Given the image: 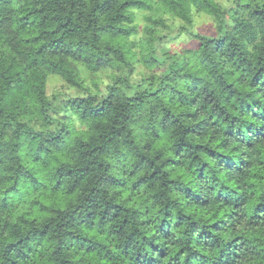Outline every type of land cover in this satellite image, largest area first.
Here are the masks:
<instances>
[{"label": "trees", "instance_id": "obj_1", "mask_svg": "<svg viewBox=\"0 0 264 264\" xmlns=\"http://www.w3.org/2000/svg\"><path fill=\"white\" fill-rule=\"evenodd\" d=\"M154 3L173 13L184 6L182 0H0V85L4 92L10 93V107L15 105L11 123L5 122V113L0 109V124L6 130L16 128L14 142L0 143V264H124L125 261L127 264H264V240L259 235L214 239L213 234L220 231L218 225L224 223L223 219L209 214L203 218H211V224L202 226L197 222L201 218L200 210L208 207V201L192 197L189 214L176 212L174 202L163 204L155 216L145 207L149 199L154 204L160 203L158 196L162 193H153V188L158 183L165 188L160 183L168 176L163 172L165 167L176 169L174 178L166 183L174 191L182 192L185 200L190 199L192 190L183 186L179 172L182 153L203 151L210 158L219 159L225 168L231 167L229 157L208 148L206 143L189 142L191 137L204 133L205 122L197 117L196 123H183L196 117V112L187 109L201 105L217 110L213 119H222L228 125L226 137H233L234 127L237 136L242 135L240 126L246 125V131L256 127L239 117L264 121V102L253 98L264 97V55L257 54L255 61L249 62L236 38L227 31L216 26L214 34H200L195 51L201 52L202 57L191 61L180 58L194 55L193 48L163 56L157 55L153 45L142 48L144 64L150 69L158 67L161 72L144 79L143 87L138 85L128 90L135 89L137 94L124 98L118 109L107 101L98 107L86 106L83 99L78 106L73 100L62 102V108L68 111L78 107L81 120L88 122L85 128L89 130L81 131L78 143H68V137L73 134L64 126L58 125L54 134L50 123L42 131L33 130L41 120H48L45 113L57 107L47 94L49 76L64 79L61 72L71 71L66 61L54 65L60 72L51 71L53 61L48 58L68 56L73 48L91 49L98 53L95 61L98 65L106 56L129 64L128 60L131 62L134 57L127 44L134 31L128 25L131 24L129 11L153 9ZM202 3L210 15L212 3L209 0ZM255 15L264 16V9ZM18 40L22 43L17 44ZM225 61H235L233 67L237 71L243 69L237 82L244 83L247 79V88L254 90L238 93L227 75L223 77L222 103L228 104L236 98L239 117L231 116L217 103L219 97L201 76L204 71L225 70ZM174 78L184 81L185 89L168 102L171 104L174 99L183 110L177 113L165 109L162 116L165 127L161 132L166 134L176 128L175 150L166 151L164 138L154 136L152 144L145 143L138 151L130 169L123 172L114 169L108 162L109 155L121 139L131 135L125 127L129 123L126 111L158 100L167 93ZM121 87L130 88L126 78ZM29 95L33 98L31 105ZM3 98L0 95V101ZM109 100H113L111 93ZM109 116L110 126L97 123ZM17 119L24 121L19 127ZM25 143L32 146L30 158ZM207 167L204 164L198 169L201 175L197 179L203 178ZM232 191L223 186L216 202L229 204ZM249 202L245 198L241 207ZM261 221H264V194L253 204L248 226L259 227ZM149 229L151 234H145ZM180 230L187 243L173 255L172 249L179 244V240L175 243L173 240ZM109 237L112 244L107 242Z\"/></svg>", "mask_w": 264, "mask_h": 264}, {"label": "clouds", "instance_id": "obj_2", "mask_svg": "<svg viewBox=\"0 0 264 264\" xmlns=\"http://www.w3.org/2000/svg\"><path fill=\"white\" fill-rule=\"evenodd\" d=\"M182 2L183 8L178 9L171 17L164 20L157 35L174 43L185 42L192 45L195 54H189L186 57L180 58L191 61L196 59V57H202V53L195 51L194 46L200 43V33L197 31L200 28L198 21L202 17L209 15V10L203 6L202 0H182ZM209 2L212 3L213 10L210 13L209 19L206 20L207 23H212L219 29L227 31L230 35L234 36L236 38L235 42L240 46V50L245 54L249 62H254L257 54L264 55V16L257 17L255 15L257 11L264 9V0H209ZM148 15L149 13H136L134 10H130V26L137 27L140 30L145 24V17ZM234 28L235 31H233ZM16 43L20 44L22 42L18 40ZM144 43L147 42L145 41ZM148 47L151 48L152 46L148 45ZM73 56L78 59L73 60ZM48 59L53 61V67L50 69L53 72L61 71L54 67L56 63L66 61L70 64V73L61 72V75L65 81H70L76 87L70 94H66L65 90L61 89L59 97L55 102L57 107L45 113L48 120H41L37 127L33 129L34 131H42L50 123L54 134L58 125L64 126L67 131L73 134L68 137V143H78L81 131L89 130L85 128V124L88 122L81 120V113L78 107H73L71 111H68L62 108V102L73 100L75 101V105L78 106L81 99H83L86 106L92 105L93 107H98L104 101H107L108 104H113L118 109L119 105L124 102V98L137 94L135 91H128L121 87L125 66L115 63L113 58L107 56L103 58L99 65L96 64L95 61L98 59V53L94 50L77 51L73 48L68 56L60 54ZM235 63V61L232 63L225 61V70L204 71L201 73V76L219 97L217 103L227 109L231 113V116L239 117L236 98L232 99L228 104L222 103L221 88L224 84L223 77L227 75L228 82L237 88L238 93L254 90L247 88V79H245L244 83L237 82L241 78L243 69L241 68L240 71H237L236 67H233ZM169 64H171V60H169ZM101 75L108 78L109 83L107 85H104L102 80L99 79ZM117 80H120L121 83H117ZM71 84L68 86L70 87ZM184 89L185 82L177 81L174 78V82L167 90V93L161 94L158 100L148 101L142 107H130L126 111L125 114L129 118V123L125 127L130 130L131 135L121 139L115 145L114 152L110 153L108 162L114 166V169L120 172L130 169L136 162L138 151L143 148L145 143L152 144L154 136L159 135L164 138V142L167 145L166 151L171 152L175 150L173 145L177 143L178 133L176 128L170 129L166 134L161 132V129L165 127L162 116L165 109L168 111L175 110L177 113L183 110L174 99L171 104L168 101L169 99L178 97L180 93L184 92ZM110 93L113 96V100H109ZM0 95L4 97L0 101V109L5 113L4 120L11 123L12 108L15 105L10 107V93L4 92L2 85H0ZM253 98L261 99L264 102V97L257 96ZM32 102L33 98L29 95V105ZM234 106L236 110H233ZM197 108L200 110L197 111ZM187 111L196 112V117L192 121H182L183 123H196L198 122L197 117L199 120L205 122L202 125L204 133L197 137H191L189 142L197 144L206 143L208 148L229 157L231 167L225 168L219 162V159L210 158L203 151L182 153V167L179 169V172L182 177L183 186L192 190L191 194H189L190 199L185 200L182 192L178 193L174 191L166 183L167 179L174 178L173 173L176 169L165 167L163 172H167L168 176L160 182L165 184V188H161L159 183L153 188V193H162V195L158 196L160 203L154 204L149 199L145 207L150 208V215L155 216L163 204L174 202L173 208L176 212L189 214L187 209L193 207L191 198H200L201 202L208 201V207L200 210L201 218L198 219V223L202 226L211 224L213 222L211 218H203L209 216V214L211 217L222 218L224 221L223 224L218 225L220 231L213 234L214 239H231L235 235L257 234L264 240V221H261L259 227L256 228L248 226L251 208L257 198L264 194V179H261L264 177V121L257 122L251 120L250 117H239L240 120H246L249 123L255 124L256 127L246 131V125L240 126L239 131L242 135L239 136L235 135L236 129L234 127L233 137H226L224 132L227 131L228 125L222 119L220 121L213 119L218 114L217 110L197 105L196 108H189ZM61 116L66 117V121H60L59 118ZM23 123L24 121L20 119L16 121L17 127ZM97 123L110 126L111 116L102 121H97ZM15 133V127L12 130H6L0 124V143L8 145L10 141L14 142ZM24 148L30 158L32 146L25 143ZM17 155H21V153H17ZM145 155H149V153L146 152ZM25 162L28 163L30 160ZM204 164H207L208 167L204 170L203 178L197 179L201 175L198 169ZM163 172L161 173L162 175ZM37 175L39 176L38 173ZM252 184H255L256 188H250L249 186ZM225 185L233 190L229 193L230 203H217V195ZM6 187L7 185H5V189ZM253 192L256 193L255 197L252 196ZM153 193H149V195ZM144 198L147 199L148 196ZM245 198H248L250 202L245 207H241ZM193 218L195 219L196 217L194 216ZM151 231L150 229L145 230V234H151ZM196 235H199V231H197ZM176 240H179V244L172 249L173 255L178 250V247H184L187 243L183 230L175 234L173 243ZM107 242L112 244L113 239L109 237ZM124 264H127V262L125 261Z\"/></svg>", "mask_w": 264, "mask_h": 264}, {"label": "rangeland", "instance_id": "obj_3", "mask_svg": "<svg viewBox=\"0 0 264 264\" xmlns=\"http://www.w3.org/2000/svg\"><path fill=\"white\" fill-rule=\"evenodd\" d=\"M134 11L136 13H149V15L145 17V24L143 27L140 30H138L137 27H133L134 31L127 39L128 48L134 52V57L131 62L128 60L129 64L125 63L121 59L114 58L115 63L123 64L125 66V72L122 79L123 81L125 78L127 79V84L130 87L127 90H131L132 87L136 88L138 85L143 87L144 79L148 78L152 74L158 75L161 72V69L158 67L155 69H150L144 64L143 60L141 59L142 48L148 46L149 44L153 45V47L156 49L157 55L159 56L168 54H181L186 49L193 48L192 45H189L185 42L174 43L157 35L164 20L168 19L174 14L169 8L162 7L159 4L157 5L154 3L153 9H134ZM209 16L210 15H206L198 21L200 28L197 31L200 34L211 35L215 33L216 25L206 22V20L209 19ZM128 25L130 26L131 24ZM145 41L147 43H144ZM196 46L197 44L194 46V48ZM99 79L102 80L104 85L109 83L106 76L101 75ZM116 82L120 83L121 81L117 80ZM146 84L148 83L146 82ZM68 85L70 84H68L60 76H49L47 85V94L49 98L56 102L61 89H64L66 94H70L75 87L72 85L69 87ZM132 91H135V89Z\"/></svg>", "mask_w": 264, "mask_h": 264}]
</instances>
